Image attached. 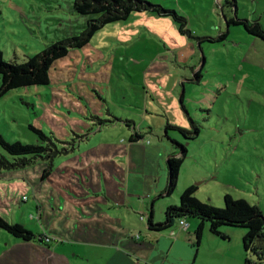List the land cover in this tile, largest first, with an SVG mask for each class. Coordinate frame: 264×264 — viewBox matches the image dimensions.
<instances>
[{
	"label": "rangeland",
	"instance_id": "1",
	"mask_svg": "<svg viewBox=\"0 0 264 264\" xmlns=\"http://www.w3.org/2000/svg\"><path fill=\"white\" fill-rule=\"evenodd\" d=\"M73 1L0 0L3 60L23 63L49 44L78 35L90 17L76 14ZM144 1L175 10L196 37L215 40L224 32L227 37L201 43V79L182 80L181 103L172 90L181 76L193 78L188 61L197 43L173 37L166 23L173 20L150 13H133L96 32L84 47L69 49L50 67L49 84L0 96V137L52 152L0 170V216L6 222L40 227L80 222L82 215L69 211L95 210L100 187L108 188L106 178H122L125 168L113 161L115 155L130 156L137 181L157 179L164 151L150 134L158 135L155 128L162 123L188 127L190 120L199 130L195 139L168 131L186 156L174 192L156 199V215L165 201L175 198L178 205V193L195 186L203 204L222 208L228 194L257 206L264 218V40L222 19L224 11L234 19L256 20L264 30V0H236L231 10L224 0ZM179 116L186 122L182 126ZM134 133L139 140L128 148ZM0 157L11 161L1 146ZM188 222L195 226L197 220ZM5 235L0 230L1 246Z\"/></svg>",
	"mask_w": 264,
	"mask_h": 264
},
{
	"label": "crops",
	"instance_id": "2",
	"mask_svg": "<svg viewBox=\"0 0 264 264\" xmlns=\"http://www.w3.org/2000/svg\"><path fill=\"white\" fill-rule=\"evenodd\" d=\"M222 14L225 25H227L226 19H234L231 18V15L226 16L224 11ZM250 21L258 22L253 19ZM166 23H168L167 29L173 37H177V39L186 37L178 32L174 22ZM156 34L158 33L156 32ZM161 38L166 44V37L162 36ZM189 40L194 45L197 43V47L195 51L193 47V53L188 61L192 66L193 78L185 79L181 76L172 90L176 97L179 96L180 103L183 102V95H179L178 90L181 87L183 90L184 81L182 80L188 82L197 80L194 75L198 71H200L198 80L201 79V44L197 40ZM170 63V66L176 67V69L181 68L173 62ZM179 117V123L182 126L185 120L181 116ZM166 125L162 123L160 127L155 128L158 135L150 134L154 142L156 141L155 136L158 140L156 142L159 145L156 144L155 147L160 146V149L164 151L162 153L164 170L162 172L161 165V175L157 179L151 176L147 181L142 179L137 181L136 178H132L135 174L131 171L134 165L130 156L127 154L115 155L113 161L124 165L125 171L122 178L114 176L111 179L106 178V183L109 184L108 188L107 186L100 187L98 194L102 197L97 198L95 210L91 208L87 210L84 207H80L79 211L70 210L71 215H82L80 222H77V219L75 224L23 226L34 235L30 241L17 240L9 234L5 235L3 237L4 245H0V264H244L247 254L242 245L245 235V231L242 229L224 228L221 230L224 238H219L213 236L205 224L199 242L196 241L195 236L198 221L195 226L190 224L186 231L179 230L176 226L172 227L170 230L175 232L174 238L170 237L166 231L149 230L147 226L149 216L154 224L163 223L164 219L161 216H164L165 209L168 206L177 205L175 198H172V203L165 201L161 207L159 206V215H156L155 201L166 186V160L169 155L178 152V148L172 143L177 139L172 135L167 134L168 137H166L164 133H161L162 128ZM188 127L190 128V126ZM188 127L186 124L181 128L188 129ZM134 135L132 134L130 138ZM129 140L128 148L131 144L136 143ZM160 155L161 153H159ZM138 188L140 191L135 192ZM179 195L180 193H178V198ZM136 198L139 201L138 204L133 202V199ZM141 214L145 217V221L140 220ZM135 222H138L137 226L132 224Z\"/></svg>",
	"mask_w": 264,
	"mask_h": 264
},
{
	"label": "trees",
	"instance_id": "3",
	"mask_svg": "<svg viewBox=\"0 0 264 264\" xmlns=\"http://www.w3.org/2000/svg\"><path fill=\"white\" fill-rule=\"evenodd\" d=\"M224 1L227 9L235 8V0ZM73 11L78 15L90 17L78 35L49 44L40 53L28 57L23 63L4 61L0 51V96L22 87L49 84L50 67L58 59L67 56L69 49L84 47L96 32L109 24L126 21L133 13H150L158 17L171 18L181 35L197 40L199 44L209 41H222L227 37V32L222 33L215 40L207 37H195L186 27V19L178 15L175 10H169L144 0H74ZM222 17H224L223 14ZM226 22L227 26H241L249 35L264 40V30L258 22L240 19H226ZM199 72L194 75L197 80L200 77ZM31 130L40 140H48L42 131L35 128H31ZM169 130L176 131L187 140L195 139L199 133L198 128L191 120L189 130L167 124L164 127L166 137H168ZM138 138L135 134L129 141L136 142ZM172 143L180 150L181 154L176 152L168 156L166 160V186L158 195V199L169 197L174 192L179 171L186 156V149L183 146L175 141ZM0 146L11 158L9 161L5 157H0V170L23 166L32 160L48 157V152L52 153L47 146L23 144L19 141L7 142L1 137ZM62 152L66 153L67 151L64 149ZM196 191L197 187L195 186H189L182 191L178 198V205L168 206L165 209L163 223L154 224L151 216H149L147 219L149 230L165 232L174 227L180 218L194 219L198 221L195 236L196 241L199 242L205 224H207L209 232L219 238H224L221 231L224 228L242 229L245 231L242 245L247 254L244 264H264V218L259 208L244 200H234L228 194L223 196L222 208L208 206L196 199ZM0 230L17 240L30 241L34 238V235L23 226L10 224L1 216Z\"/></svg>",
	"mask_w": 264,
	"mask_h": 264
},
{
	"label": "built area",
	"instance_id": "4",
	"mask_svg": "<svg viewBox=\"0 0 264 264\" xmlns=\"http://www.w3.org/2000/svg\"><path fill=\"white\" fill-rule=\"evenodd\" d=\"M140 220L141 221H145V217L141 214L140 215ZM190 226V223L188 222V220L186 218H180L178 221H177V224H176V227L179 229V230H182V231H186L188 230ZM168 233V235L172 238L175 237V232L173 230H168L166 231Z\"/></svg>",
	"mask_w": 264,
	"mask_h": 264
}]
</instances>
